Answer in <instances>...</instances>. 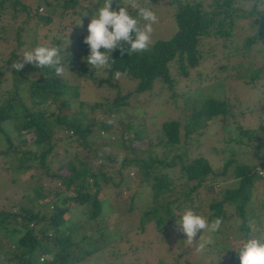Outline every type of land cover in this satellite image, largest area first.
I'll return each mask as SVG.
<instances>
[{"label":"trees","instance_id":"trees-1","mask_svg":"<svg viewBox=\"0 0 264 264\" xmlns=\"http://www.w3.org/2000/svg\"><path fill=\"white\" fill-rule=\"evenodd\" d=\"M235 1L170 0L175 26L172 34L165 39H154L149 48L140 53L121 55L119 49L115 50L111 54L114 61H110V67L102 68L103 75H96L85 59L90 54L89 46L84 43L89 34L85 27L102 7L103 0H93L91 5L82 0H35L34 7L25 0H0V22H6L0 23V38L6 39L4 35L7 33L14 34L10 57H1L0 60V87L5 78L9 76L10 80L4 94L0 91V135L6 142L5 150L0 152L14 154L8 169L19 172L31 168L42 170L35 183H29L33 195H25V202L12 204L5 198L0 201V264H74L93 256L102 246L95 243L89 249L77 246V241L91 245V241L94 243L100 238L103 245H107L112 239L111 232L118 225L117 220L113 221L112 216L108 219L103 213L106 197H103L102 186L116 189L117 196L123 185L131 190L125 208L128 212L139 192L135 187H147L150 203L138 222L141 229L152 221L160 233H164L166 224L178 226L177 221L186 209L196 212L195 200L202 191L210 199L207 203L210 223L219 219L223 224L225 219L232 218V214L226 216L227 208L232 206L244 240L251 237V232L259 233L264 229L262 211L246 207L256 193L255 185L261 184V179L264 182V0H253L246 9L236 6ZM154 2L149 0L148 3L152 10ZM121 3L122 0H113L112 9L117 10ZM141 3H147V0H141ZM19 11L26 19H33L37 29L52 24L54 15H75L81 23H75L74 35H54L51 43L41 45L36 41L37 33L32 37V43L21 38L24 27H12L14 21L11 19L14 20ZM241 20H245L248 26L242 32L245 35L242 34L239 47L234 46V38L238 39L234 32L238 26L243 28L239 24ZM143 23L140 21L141 26ZM77 30H80L79 34ZM48 36L45 33L43 37ZM216 40L224 49L233 44L232 51L224 56L225 60L238 59L229 66L231 74L219 73L214 68L205 74L197 70L203 61L215 58L213 44ZM207 43L210 45L205 50L203 46ZM257 44L261 46L256 47ZM37 46L58 48L63 67L61 75H57L53 68L42 69L33 64L25 65L20 71L12 68L14 62L22 60L23 51ZM258 60L262 62L260 65L256 64ZM78 62L81 65L75 68ZM212 62L214 64L215 59ZM4 65L7 68L3 69ZM217 66L222 72L229 68L227 64ZM74 69L76 75L93 83L100 81L116 91L110 103L104 102V115L100 118H86L82 103L75 102L79 86L71 84L68 79ZM120 77L133 81L126 93H122L125 86L119 83ZM229 78L244 87H251L256 93V103L244 104L242 100L232 99L226 91ZM206 79L210 80V92H202ZM192 85L197 97L188 103V92L184 89L189 90ZM165 90L167 101H180L179 108L190 111V116L186 115L190 121L183 127V136L179 119L163 120L154 134L146 136L143 126L141 129L136 127L131 116L122 117L115 128L106 118V115L111 118L121 111L132 95L146 92L154 95ZM74 102L76 106L70 105ZM71 106L75 109L70 114L67 108ZM247 115L255 121V127L244 124ZM213 124L224 130L226 136L221 150L213 146L209 147L210 151L217 154L229 152L218 168L213 167L200 151L192 156L187 138L190 132L205 135L207 127ZM6 126L15 131L18 143L13 142ZM28 134H32L31 144L28 143ZM144 136L146 147L136 150L133 142L142 141ZM61 142L68 145L74 142V146L90 159L81 157L80 150H75V154L64 162V156L62 158L55 147ZM113 146L125 150V155L120 157L111 153L108 149ZM50 156L60 160L67 173L51 170ZM94 159H99L100 163L93 167ZM82 162L89 166L80 169L76 175L74 170ZM101 162L103 167L99 168ZM111 162L118 165L114 171L115 181L104 169ZM132 170L134 177L128 175ZM41 178L48 181V186L53 183L55 189L50 199L49 192L44 193ZM230 182H233L232 186L228 184ZM71 203L85 213L64 218ZM261 203L264 205V201ZM76 233L80 235L76 237ZM253 236L258 237V234ZM223 249L229 255L227 264H239L236 252L227 245ZM183 264L199 263L185 260Z\"/></svg>","mask_w":264,"mask_h":264},{"label":"rangeland","instance_id":"rangeland-1","mask_svg":"<svg viewBox=\"0 0 264 264\" xmlns=\"http://www.w3.org/2000/svg\"><path fill=\"white\" fill-rule=\"evenodd\" d=\"M82 1L84 4L88 3V5H91V3L93 2V0ZM169 1L170 0H155L153 4V11L158 16V23L153 25L151 42L154 39H165L169 37L174 30L175 26L172 18L173 11L171 5L169 4ZM203 1L204 3H206L207 0ZM25 2L31 4L32 7H34L35 5V0H25ZM252 2L253 0H236L235 5L246 9L250 7V4ZM83 14L86 13L83 12ZM74 16L64 15L61 17L58 15H54V22L52 24L44 28L38 27V29L35 26L34 20L26 19V17L20 11L16 13L14 20L11 19V21H14L12 26L13 28H25L24 34L21 35L22 39L28 42H32V37L35 35V33H37L35 37L37 43L41 45H47L51 43V40L54 39V35H74V33L76 32V29H74L75 23L76 25L81 23V20L78 17ZM72 19H74L75 21H72ZM0 23L5 24L6 22ZM239 24L243 28H240L239 26L235 28L236 31L234 32V34H236L235 36H237L238 39L236 40V38H234V40L236 41L234 42V46L236 44L240 47L243 34L242 32L244 31L245 27L248 26V23L245 20H241ZM85 28L87 29L88 26H86ZM85 28L81 27L82 30H84ZM80 30H77L78 34L80 33ZM45 33L49 35L48 38L43 37ZM13 35V33H7L6 35H4L6 39L0 38V60L1 57H10V51L12 50V48H14ZM209 45L210 44L207 43L203 46V48L207 50L209 48ZM260 46V44L256 45V47ZM213 47L216 54L214 58V64H212V61L214 60L213 58L208 59L207 61H203L198 66L197 70L205 74L211 71L212 68H214V70L219 73L231 74L229 72H232V70L229 66L234 64L236 60L238 61V59L225 60L224 56L225 53H230L232 51L233 44L225 47L224 49L221 46L220 42L216 40L213 44ZM80 62L75 65V68L81 65ZM261 63L262 62L259 60L258 62L256 61L257 65H260ZM219 64H227L229 68L226 70V72L219 71L217 66ZM4 67L7 68V65H4L3 69ZM101 70L102 69H94V74L98 75L100 73L103 75ZM76 71L77 70L74 69L72 71V76L70 74L68 78L71 84H77L79 86V95L77 99H74L75 102L77 101L82 103L83 106L81 109L83 113L86 114V118H100L102 115H104V102L108 101L110 103V100L115 97L116 91L112 88L107 87L105 83H102L100 81H98L97 83H93L90 79L82 78L79 75H76ZM7 75H9V72H7ZM119 79V83L121 84V86H125V90L122 89V93H126L127 90L130 89V86H132L133 81L130 80V82H128L124 77H120ZM187 82L189 81L187 80ZM208 84H210V80H204L202 92H210L209 89L211 88ZM9 86L10 80L8 76L1 83L0 91L2 92V94H4V90ZM226 87H228L226 88L227 94L230 95L232 99L237 98L238 101L242 100L244 104L245 102L256 103L257 101L256 93L254 90H252L251 87H244L240 82L235 81V79L233 78H229L226 80ZM184 90H187L188 92V98L186 99L188 103H190L193 98L197 97L193 85L189 90L186 88ZM154 91H156V89ZM166 93L167 92L165 90L163 92H157L154 95H152L151 92L132 95L127 99L128 103L121 107V111L117 112L116 115L111 116V118L106 115V118L108 117L107 119H109L108 121H110L112 128H115L119 125V120L122 117L131 116L132 120H134L133 124H135L136 127H139L141 129V127L143 126V130L146 131V136L154 134L153 131L163 120L179 119L180 121H182L181 136H183V127L188 121H190L188 117L186 118V115H189L190 111L181 110L179 108V104H181L180 101H167L168 95ZM200 99H202V97H200ZM75 102L71 103L70 105L76 106L77 104ZM202 104L200 106H202ZM74 106L67 108L70 114L74 112ZM256 111L257 110H255V112ZM196 115L198 117V120H200L201 118L199 119L198 114H194V117H196ZM245 119L246 120L243 121L244 124L255 127V121L250 120V115H247ZM7 129L9 130V132H11V139L13 140V142L18 143L19 139L16 137L15 131L11 127L10 129ZM225 134L226 132L224 130H221L215 124L207 127L205 135L203 134L199 136L195 132H190L187 138L188 143H190L192 156L198 155L197 153L200 151L206 155L207 159L213 167H220L224 157L227 156L229 152H227L226 154H217L214 151H210L211 148L209 147L216 146L219 148L218 150H221L220 148H223L222 144L223 138L224 136H226ZM146 136H144L142 141L135 140L133 142L136 150L146 147ZM30 137H32V134L27 135L28 143L31 144ZM97 142L99 143V140H97ZM55 147L57 148L56 151H58V154L62 156V158L64 156V162L69 160L70 157L75 154V150H80L79 148H76L74 146V142H72L71 145L61 142L60 144L55 145ZM5 148L6 142L0 135V151H4ZM108 150L120 157L125 155V150L119 147L113 146ZM79 153H81V157L84 156L90 159V156H86L82 150H80ZM13 156L14 154L11 152H7L5 153V155L0 152V201L1 199L5 198L6 200L10 199V203L16 204L19 202H25V195H33L29 183L34 184L37 180L36 178L38 177V175L42 173V170L41 168H31L27 171L19 172L8 169L7 165L9 164V160L13 158ZM48 162L50 164L51 170L57 171L59 169L60 171H63V173H67L65 172L67 170H65L62 165L63 163H61L62 166L60 165V160H56L50 156L48 157ZM36 163L37 161H35L33 164L35 165ZM97 163H100V160L98 159L95 161L94 159L91 163L92 165H90L94 167V165H97ZM102 164L103 163L101 162V166L99 168L103 167ZM112 165H114L112 164V162L110 164L108 163L104 166V169L108 171V174L112 175L115 181L116 175L114 174V171L115 167H117L118 165H114V168L112 167ZM88 166V163L82 162V164L75 168L74 173L78 175V171L80 169L87 168ZM134 174V170L128 172V175L130 177H134ZM260 182L261 184L259 183L255 185L256 193H254L252 195V198H250L246 203V207L262 211V223H264V205L261 203L262 201H264V184H262L264 183L263 179H261ZM40 183H42V186L44 187V193L47 194V192H49L47 195H49L50 199L55 189L52 188L53 183L48 186V181H46L44 178L40 179ZM219 184L221 185V183ZM228 184L232 186L233 182H230ZM101 188H103V197H106L103 204V207H105L103 213L108 219L113 217V221L117 220L118 225L116 227V230L111 232L110 237L112 239H110V242L107 245H103V241L100 238H97L94 243H92L91 241V245H87L86 243L84 244V242L78 240L77 246L83 245L84 247L91 249L96 243L98 247H102L96 250L93 256L85 257V260L76 262L74 264H158L159 262H162L163 264H183L185 260L198 262L199 264H227L229 255L223 249L224 245H227L228 249H232L233 252H236L240 247L241 241L244 240L242 235L243 231H240L238 228L239 219L234 218L237 213L233 210L232 206H229L226 211V216L232 214V218H228L227 220L225 219L224 223L220 224V228L218 231L212 232L210 230H201L197 238L194 239L191 244H189L187 242L186 235L179 230V226L175 227L166 224L164 225V233H160L157 232L154 226V222L152 221L151 223L146 224L143 229L138 228L137 225L141 218V215L147 209V206L150 203V193L147 187H142L140 185L135 187L136 190H139V192L133 200L132 210L130 212L126 211L125 208L127 207V202L129 200L131 190L125 189L123 185L119 189L120 194H118L117 196L116 189H114V191L109 186H102ZM170 198H172V195L170 196ZM41 200L44 201L45 198H42ZM209 200L210 199L207 197V194L203 191L199 194V197L196 198V212L199 215L207 217V203L209 202ZM39 202L40 199L35 204L37 205ZM57 203L59 205H62L60 201H57ZM83 208L86 209V206H84ZM80 212L81 211L78 207H76V204L71 203L69 204V210L64 215V218L68 216H71L70 218H75L77 214L85 213ZM79 232L81 233L80 229ZM256 234H258V237H264V229H261L259 233H250L251 237H256L253 236ZM79 235L78 233L75 234L76 237ZM201 244L204 245L202 250L200 248Z\"/></svg>","mask_w":264,"mask_h":264},{"label":"clouds","instance_id":"clouds-1","mask_svg":"<svg viewBox=\"0 0 264 264\" xmlns=\"http://www.w3.org/2000/svg\"><path fill=\"white\" fill-rule=\"evenodd\" d=\"M148 3L149 0L143 4L141 0H122L118 9L113 10V0H103L102 7L88 25L89 34L84 39L90 49V54L85 59L93 69L110 67V61H114L111 54L117 49L121 55H132L149 48L153 25L158 23V16ZM130 9L136 13L135 16L131 14ZM140 21L144 22L142 26ZM124 44L130 47L125 48ZM20 56L22 60L12 64V68L17 71L27 64H33L42 69L53 68L57 75L63 73L61 57L56 47L37 46L23 51ZM177 223L179 230L191 244L201 230L218 231L221 221L216 219L210 223L207 217L186 209ZM203 247L201 244V250ZM236 253L239 264H264V237H250L241 241Z\"/></svg>","mask_w":264,"mask_h":264}]
</instances>
